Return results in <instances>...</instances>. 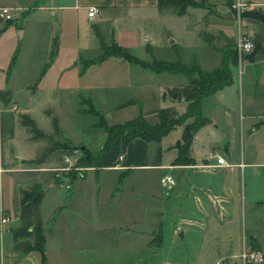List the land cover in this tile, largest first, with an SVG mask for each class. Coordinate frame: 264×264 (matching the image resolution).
Here are the masks:
<instances>
[{"label": "crops", "instance_id": "1", "mask_svg": "<svg viewBox=\"0 0 264 264\" xmlns=\"http://www.w3.org/2000/svg\"><path fill=\"white\" fill-rule=\"evenodd\" d=\"M205 2L204 7H188L183 15H175L170 9L157 10L155 0H0V6L7 7L11 15L9 20L0 19V91H9L7 103L0 101V217L5 215L8 218L6 223L0 222V264H41L37 250L21 252L14 246L8 225V215L13 209L12 189L23 180L24 173L20 172L26 170L24 166L27 164L35 165L32 168L35 170V184H39L42 190L38 213L43 227L46 264H244L239 258L243 250L260 251L263 261L258 264H264V52H256L250 59L238 58L232 83L201 99L200 114L208 122L193 134L188 148L190 164H172L176 157L173 146L182 130V126H175L157 145L154 144L152 155L147 151L148 161H151L155 148L159 147L158 165L134 168L120 183H117L121 170L118 166L98 170L89 168L73 178L69 190H63L54 185L52 173L48 176L44 170L48 164L50 167L60 165L62 149L51 150L41 162L32 163L48 143L45 139L31 138L18 121L20 113L30 115L31 102L34 98L36 102L39 93L56 96L59 91H67L75 103H91L81 94L84 89L82 79L76 77L78 74L83 76L89 65L84 64L86 60L95 59L101 53L100 50L91 58H83L80 54L87 48L88 26L93 30L99 49L100 43L108 46L114 42L121 46V35L134 33L132 23L138 33H145L143 27L146 23H161L168 36L176 27L181 39L172 46L184 49L205 44L214 52L210 68H203L202 62L193 60L204 71L219 65L221 51L233 48L239 34H244L253 45L264 43V23L240 15L232 7L240 3L248 10L264 13V0ZM89 6L97 9L90 18L86 15ZM28 17L32 19L27 20ZM70 24L74 27L72 41L55 34L56 26ZM42 28L46 29L42 56L35 58L33 70L22 82L18 69L19 44L25 33L33 40ZM147 42L144 50L148 46L152 53L153 46ZM52 43L54 53L49 60ZM75 59L81 64L79 72L70 64ZM129 64L137 65L139 69L117 71L115 79L129 83V77H132L136 91L148 94L150 72L153 71ZM185 83L186 79L174 84ZM117 85L132 84L119 82ZM170 86L174 85L164 88ZM26 88H29L28 92ZM18 91L27 92L26 102L20 101ZM161 92L159 89L157 98ZM132 99L143 103V96L134 95ZM160 99L151 106H140L142 112L173 107L177 114L183 113L186 101L168 97ZM47 109L57 118L59 141L83 145L74 142L60 129L55 106L49 104ZM127 110L123 111L127 114L111 124L124 122L138 113V107ZM76 111L81 113L86 109ZM40 130L45 134L52 132ZM168 135L172 139L162 146ZM215 155L223 157L222 165H216ZM106 170H114L116 174L101 196L99 191ZM136 170L154 171V180L160 187L159 190L153 185L155 181L150 182L146 186L150 192L142 195L144 200L155 205L148 218L120 212L124 198L132 188L126 183L127 178ZM163 175L173 178L170 189L159 185V178ZM47 196L53 199L44 212L42 202ZM109 209L114 212L108 213ZM105 236L112 237L113 247L108 252L110 261L106 263L99 248ZM17 241L31 242L32 239L23 237ZM159 251L165 254H160L159 261H155ZM177 253L182 256L179 258Z\"/></svg>", "mask_w": 264, "mask_h": 264}, {"label": "rangeland", "instance_id": "2", "mask_svg": "<svg viewBox=\"0 0 264 264\" xmlns=\"http://www.w3.org/2000/svg\"><path fill=\"white\" fill-rule=\"evenodd\" d=\"M27 20L32 19L30 17L26 18ZM30 25V24H29ZM87 29L88 35L85 37L87 48L83 52H81V56L83 58H91L95 57L100 53V49L97 45V39L93 34V30L91 26H88ZM144 31L145 33H138L137 29L135 27V24L132 23V29L134 30V33L132 32H126V34H122L119 38V41L121 44L127 48V50L143 59V60H149L151 56L166 60V61H172L175 59V53H174V46H172V43L179 42L181 39L179 35L176 33V27H173V32L171 36H168L161 26V23L153 22L151 24H144ZM46 29L42 28L40 31H38L35 35V39H29L28 36L24 35L23 39L21 40L19 44V49L21 51L20 60L18 63V69L19 73L21 75L20 81L24 82L27 79V75L30 71L33 70L34 64H35V58H39L42 56V49L45 44V31ZM54 32L56 35H59L62 37H65L67 40L72 41L73 35H74V27L70 24L69 26H56L54 28ZM81 32L80 28H78L77 33ZM38 34V35H37ZM147 34V35H146ZM38 37V38H37ZM143 37L147 38L149 42L147 44H150L153 46L152 49V55L148 54L144 50L145 42L143 41ZM121 45V46H122ZM180 58L183 63L189 64L194 59L199 61L202 64L203 68H210V64L213 61L214 58V52H212L207 46L204 45H198V46H190L186 47L184 49H180ZM72 69H77L79 72V68L81 64L77 60L71 61ZM74 64H76L74 66ZM75 67V68H74ZM139 69L137 65L129 64L121 59H113L112 57H108L102 61L90 63L87 65L84 69L83 76H80L81 74H78L76 76L77 78L80 77L82 79V84L84 86V89L81 90V94H83L84 97H88L91 100V103L93 105V108L101 114L103 119L107 124H111L113 122L119 121L122 116H124L126 113H123V111H126L128 108H133L136 110L138 107L136 104L131 105L130 107L126 106L123 108H118L117 106L124 102L128 98H133L134 95H140L143 96V103H137L142 108L144 106H151L156 101L160 102V96L157 98L158 90H163L164 86L169 85H175L178 84L181 81H185V78L180 74H170L166 72L162 73H153L150 72L152 75V78L150 80V88L149 92L146 95H143V93L137 92V88L134 87L133 84V78L129 77L130 80V86H118L117 83H127L125 81H117V77H115L114 74H117V71H127V69ZM74 71V70H73ZM148 73V71L146 72ZM123 78V77H122ZM73 80H71L72 82ZM61 82V81H60ZM62 83V82H61ZM175 83V84H174ZM29 88H26V91L28 92ZM23 91H18L19 99L21 102H26V93ZM38 99L35 102L34 100L31 102L30 109H29V117L34 120V122L37 123V126L40 129L45 130H51V117L45 113V109H47V106L49 104H53L55 106V112L59 119V127L60 129L74 142H81L83 144L82 146H86L88 150H90L91 154L97 153V151L100 148V145L103 143L105 135L103 130L98 127L97 125V116L93 113H90L89 111H83L81 113H78L76 109L78 108H84L88 109L89 104L86 103H75L73 100V97L68 94V92L59 91L57 92L56 96L48 93V94H37ZM137 106V107H136ZM128 111V110H127ZM147 118L152 121L154 120V116L152 114L148 115ZM59 138V137H58ZM172 139L171 135H168L162 142V146L167 145V142H169ZM48 143L49 141L46 140ZM153 148L154 144L149 143L147 151L149 154H153ZM166 156V155H165ZM80 157V151L78 148L76 149V152L72 154L71 158H79ZM166 157H164L165 159ZM51 165H46L44 167V170H46L47 175L49 176L50 173H52L53 178V172ZM26 170L20 173H24L22 176V181L17 182L13 186V209L12 214L8 215V212L6 211V215L10 217V223L9 229H14L18 227L20 224V219L18 217V201L20 198V191L29 189L33 184H35V170H32V168H35V165H26L24 166ZM55 167V166H54ZM31 170H30V169ZM82 171H86L89 168L94 170L92 167H82ZM81 171V172H82ZM74 172V174H73ZM106 176L104 178V181L100 188V195L103 196L105 194V191L107 190L109 186V182H111V179L113 176H115L116 171L114 170H106L104 171ZM154 171H143V170H136L133 172L128 178L127 182L132 188L131 192L127 194V196L124 198V203L120 208L121 213H131L137 216H142L144 218H148L150 216L149 211L152 208H155L154 202L148 203L146 200L142 198L143 194H148L150 192V189H148L146 186L150 184V182L154 183ZM68 179L70 183L72 182L73 178L77 176V173L74 170H68ZM73 174V175H71ZM25 177V179H24ZM162 177V176H161ZM160 177V178H161ZM159 178V180H160ZM89 179L91 181L92 179V173L89 176ZM49 180V177H48ZM54 181V179H53ZM144 183V184H143ZM54 185L58 187L59 189H63L59 187L56 182L54 181ZM157 186V188L160 190V187L156 185V181L153 184ZM159 185L161 186L160 182ZM40 187V185L38 184ZM173 186V185H172ZM170 187L161 186L163 189H170ZM26 188V189H24ZM154 189V186L152 187ZM41 189V187H40ZM64 190V189H63ZM132 195H135V197L132 198ZM52 197L47 196L43 199L42 202V211L46 212L52 202ZM134 199V200H133ZM138 200V201H137ZM140 200V201H139ZM148 211V213H147ZM108 213L114 212L113 209H109L107 211ZM65 238V237H64ZM66 238L63 239L64 242H66ZM99 248L104 253V261L109 262L108 256L110 255V252L112 247V237L111 236H105L103 237L102 243L99 244ZM165 254V252L159 251L157 253L158 255L155 257V261H159L160 256L162 254ZM161 254V255H160ZM173 254V253H172ZM178 257L180 258L182 256V253H177Z\"/></svg>", "mask_w": 264, "mask_h": 264}, {"label": "trees", "instance_id": "3", "mask_svg": "<svg viewBox=\"0 0 264 264\" xmlns=\"http://www.w3.org/2000/svg\"><path fill=\"white\" fill-rule=\"evenodd\" d=\"M157 10L170 9L175 15H183L188 7H204L205 0H155ZM240 15H248L264 23V13L258 10H246ZM100 55L95 59L85 61L86 64L99 62L106 57H120L128 63L138 64L155 73L167 72L170 74H181L185 77L186 83L165 87L160 97H168L174 100L186 101V106L182 114H177L173 107H160L150 112H142L137 101L130 98L120 103L117 107L123 108L136 104L138 113L135 117L121 123L107 124L101 114H99L90 102L86 111L97 116V125L105 135L104 141L95 154L82 145H72L68 141H59V129L57 118L49 109L45 113L51 117L52 132L43 133L37 128L33 119L27 114L18 115L19 124L26 128L30 137L33 139H45L48 145L39 152L31 162L39 163L51 150L78 148L80 157L76 159L75 165L80 167H92L94 170L118 166L121 170L118 173L117 183L126 176L132 169L146 165H158L160 162V149L155 148L151 161H148L147 145L149 143L158 144L175 126H182L179 140L174 143L176 157L172 164H190L188 148L193 134L208 120L200 114L201 99L224 86H228L233 81V68L237 64V52L235 48H227L221 51L219 65L210 71L202 70L196 62L185 65L180 60V48L174 46L175 59L165 61L150 57L149 61H143L132 55L127 48L121 47L114 42L105 46L100 43ZM149 54L150 48L145 47ZM256 52H264L262 45H253L249 53L241 55L243 58L250 59ZM54 53V43L51 44L49 60ZM46 64L44 65V67ZM43 67V68H44ZM42 70L40 75L42 74ZM39 75V76H40ZM9 91H0V101L7 103ZM152 114L154 120L150 121L147 116ZM82 147V148H81ZM74 174V172H73ZM71 174V175H73ZM18 201V217L20 224L11 229L14 246L21 252L37 250L40 254L41 264H46L43 252L44 236L43 227L38 213V205L42 196V190L37 184H33L29 189L20 191ZM31 237L32 241H17L18 238Z\"/></svg>", "mask_w": 264, "mask_h": 264}, {"label": "built area", "instance_id": "4", "mask_svg": "<svg viewBox=\"0 0 264 264\" xmlns=\"http://www.w3.org/2000/svg\"><path fill=\"white\" fill-rule=\"evenodd\" d=\"M236 9V12L240 14L243 11L248 10V7L236 3L232 5ZM97 9L95 6H89L87 7V17H92L96 13ZM0 19L2 20H9L11 19V15L9 13V9L4 6H0ZM234 48L237 52V58H241V55L244 53L250 52L253 48L252 42L244 35V34H239L235 40ZM77 148H65L62 149L61 155H60V160L61 163L58 166H55L52 168L53 172V179L56 182V184L65 189L69 190L71 187V183L68 179V170H74L78 175L81 173L83 170L82 167L76 166L75 158H71L72 154L76 152ZM79 150V149H78ZM215 161L216 165H222L224 163L223 157L219 155H215ZM88 168V167H85ZM161 186L165 187H170L174 184V180L170 175H163L160 180H159ZM8 221V218L5 215H1L0 217V222L1 224L6 223ZM239 258L242 261V263H252V264H258L263 261V255L260 251L257 250H243L239 254Z\"/></svg>", "mask_w": 264, "mask_h": 264}, {"label": "water", "instance_id": "5", "mask_svg": "<svg viewBox=\"0 0 264 264\" xmlns=\"http://www.w3.org/2000/svg\"><path fill=\"white\" fill-rule=\"evenodd\" d=\"M143 41L144 42H147L148 41V39L147 38H145V37H143ZM82 148V147H81Z\"/></svg>", "mask_w": 264, "mask_h": 264}]
</instances>
